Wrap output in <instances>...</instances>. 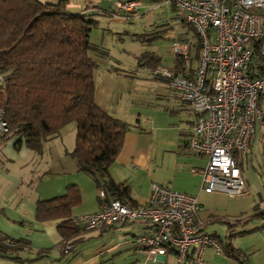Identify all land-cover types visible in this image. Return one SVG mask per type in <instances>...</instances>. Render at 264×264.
Segmentation results:
<instances>
[{
    "label": "crops",
    "instance_id": "1",
    "mask_svg": "<svg viewBox=\"0 0 264 264\" xmlns=\"http://www.w3.org/2000/svg\"><path fill=\"white\" fill-rule=\"evenodd\" d=\"M107 1L110 11L91 0H65L66 9L71 12L99 10L113 14L114 0ZM151 1L159 5L165 2ZM140 7H144L141 2L132 18L140 11ZM118 14L123 15L124 12L119 10ZM134 34L139 33H129L130 36ZM181 39L192 45L190 71H193L198 60V42L195 35L191 38L186 34ZM106 50L107 54L104 55L92 54L98 62L94 74V101L105 112L129 124L122 147L108 168L111 179L127 185L129 201L135 205L147 202L152 182L194 195L202 205L199 217L206 222L204 231L223 242L228 241L227 236L231 233L229 242L245 254L242 264H251L243 246L235 244L232 238L235 234L238 237L251 235L252 248L258 250L261 246L264 249V215L260 214L264 211V122L255 125L249 139L248 152L236 154L245 182V192L236 197L221 191L205 192L202 190L203 183L198 169L206 164V158L186 149V139L195 121L194 111L177 91L167 86L164 79L152 76L151 66L140 63L139 58L135 61V56L129 57L127 53L113 58L110 49ZM146 52L160 57L158 65L183 72L182 61L176 62L175 56L164 60L154 51ZM259 103L264 107V95L260 97ZM73 126L71 129L75 132ZM63 128L57 136L42 140L38 150L29 147L18 133L7 134L0 140V159L4 158L0 160V234L26 240L34 250L47 249L49 252L61 240L56 228L60 218L36 219V204L39 200L62 195L67 186L76 185L80 191V202L71 209L70 215L94 212L101 205L96 182L77 168L70 155L74 139L71 143H64L61 137L65 133L62 132L65 131ZM44 156L50 158L49 163L45 167H38V160L42 162ZM45 173L51 180L47 181L45 190L41 192L37 185H40ZM216 221L228 225L224 238L218 233V230H222L220 226L210 225L209 230L206 227ZM108 228L118 232L122 243L131 249L134 237L144 232L146 222L129 221ZM206 251L209 252L207 257ZM21 252H18L19 255ZM134 256L138 257L137 261L144 259L143 264H192L190 259L178 263L172 250L155 259L137 251ZM214 256L212 248L207 247L204 259L210 264H216L213 262ZM0 259L3 262H15L12 258L0 256ZM228 259L231 264H239Z\"/></svg>",
    "mask_w": 264,
    "mask_h": 264
},
{
    "label": "built area",
    "instance_id": "2",
    "mask_svg": "<svg viewBox=\"0 0 264 264\" xmlns=\"http://www.w3.org/2000/svg\"><path fill=\"white\" fill-rule=\"evenodd\" d=\"M164 1L181 11L180 21L195 31L198 60L190 71L192 45L176 39L170 51L182 59L183 72L157 65L150 73L164 79L195 113L186 149L206 158L198 169L202 190L240 196L245 182L234 155L248 152L255 125L264 122V107L258 103L264 95V0ZM113 4L133 12L140 2L114 0ZM3 114L0 107V140L8 132ZM99 196L97 211L74 215L72 222L93 230L143 220L146 228L134 237L133 246L152 259L172 250L178 263L190 259L192 264H210L203 257L207 247L215 255L222 253L218 240L204 231L206 222L199 217L202 205L194 195L152 182L143 205L107 200L103 189Z\"/></svg>",
    "mask_w": 264,
    "mask_h": 264
},
{
    "label": "trees",
    "instance_id": "3",
    "mask_svg": "<svg viewBox=\"0 0 264 264\" xmlns=\"http://www.w3.org/2000/svg\"><path fill=\"white\" fill-rule=\"evenodd\" d=\"M114 9L113 13L118 15L119 10L115 6ZM123 12L130 20L132 13ZM102 14L107 13L71 12L66 9L65 0H0V107L8 125L7 134L22 135L34 150L39 149L42 140L57 136L65 125L73 123L75 137L70 155L77 168L88 174L99 190H104L107 200L119 199L136 206L129 201L127 185L114 182L108 173L129 124L105 112L94 101L98 62L92 54L104 55L107 50L90 40V32L98 23L94 16ZM175 58L178 63L182 61ZM139 62L153 68L161 59L144 52ZM79 202V188L69 185L64 194L36 204L37 220L61 219L56 226L61 237L60 249L74 244L88 231L72 222L71 209ZM260 214L264 215V211ZM230 236L231 233L226 242L216 239L224 256L242 263L245 254L232 246ZM29 248L26 240L0 234L3 258L21 263L24 258L18 252ZM35 251L36 256L48 252Z\"/></svg>",
    "mask_w": 264,
    "mask_h": 264
},
{
    "label": "rangeland",
    "instance_id": "4",
    "mask_svg": "<svg viewBox=\"0 0 264 264\" xmlns=\"http://www.w3.org/2000/svg\"><path fill=\"white\" fill-rule=\"evenodd\" d=\"M91 1L107 11L111 9L107 0ZM136 1H140L144 7H140V11L133 18L131 17L132 20L124 16L119 17V15L110 12H108L109 14L94 16L98 19V23L90 32V40L106 49H110L111 57L117 58L127 53L129 57L135 56L134 60L136 61L141 56V53L154 51L161 55L162 59H169L173 56L170 51L172 41L181 39L186 34L191 38L194 36L195 31L193 28L189 24L180 21L183 18V13L173 9L169 2L159 5L151 0ZM136 8L129 13L133 14ZM129 33H139V35L130 36ZM73 125V123H68L64 126L63 130L65 131L62 132L65 133L61 135L64 143H71L72 139H74L75 132L71 129L74 128ZM51 159L54 160V158ZM0 160L3 161L4 158ZM38 161L40 164H36L38 167H45V164L49 163L50 158L44 156L42 162L40 159ZM46 174L40 185H37L41 192L45 190L47 181L51 180V177ZM34 185L35 182L32 186ZM24 189L27 190L28 187H24ZM210 225L220 226L222 230H218V233L222 238L225 237L226 228L228 227L226 223L211 222L206 226L208 230L211 227ZM232 239L235 244L243 246L242 249L249 255L251 264H263L264 249L261 246L258 250L257 248H252L251 235L238 237L235 234ZM73 245V249L67 251L56 246L45 253L44 256H36L37 253L33 248L25 249L20 253L24 261L19 264H143L144 260L139 259L137 261L138 257L134 256V252H136L134 246L132 247L133 249H130L127 244L122 243L120 234L115 230H109V228L85 231ZM205 254L207 257L209 252L206 251ZM213 262L216 264H231L229 259L222 253L215 255ZM0 264H16V262H3L0 259Z\"/></svg>",
    "mask_w": 264,
    "mask_h": 264
}]
</instances>
